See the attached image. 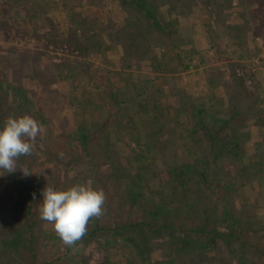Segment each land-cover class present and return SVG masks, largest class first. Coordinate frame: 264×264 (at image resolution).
Listing matches in <instances>:
<instances>
[{
  "label": "trees",
  "instance_id": "16d2710c",
  "mask_svg": "<svg viewBox=\"0 0 264 264\" xmlns=\"http://www.w3.org/2000/svg\"><path fill=\"white\" fill-rule=\"evenodd\" d=\"M4 1L20 19L25 17L22 10L25 3L39 7L31 0ZM45 1L57 9L55 0ZM118 1L134 13H128L120 22H108L103 0H61L67 10L68 25L57 30L54 24L48 32L51 42L70 43L81 55H94L99 63L66 58L57 64L59 76L73 85V91L65 95L78 117L73 130L56 135L54 127L47 129L42 120V116L50 119L45 107L36 108V93H26L22 87L14 88L13 98L18 102L8 107L4 117L0 116V127L9 116L26 113L37 116L51 134L38 136L33 142V152H40L53 162L51 179L58 180L57 173L62 169L81 171L79 168L86 166L82 170L92 176L94 188L106 187L107 181L118 188L125 179L128 181L124 191L128 195H133L137 188V197L152 198L157 213L167 210L162 220H124L120 213V218L112 217L111 227L95 222L88 226L84 239L105 238L100 244L107 251L122 249L129 264H220L227 261L226 249L231 254V249L236 248L247 257L248 253L261 256L264 217L256 211L264 206V138L253 140L252 126L264 127V108L254 104L255 101L243 104L242 98L253 95L236 74L233 107L230 100L220 111L197 102L182 86L166 88L168 76L163 74L180 67L190 69L195 57L204 62L203 51L194 46L191 38L180 35L174 20L167 19L176 9L175 0ZM94 6L97 10H91ZM187 44L190 46L182 47ZM219 77L213 74L207 77L212 97L216 92L210 85ZM220 113L224 118L218 117ZM248 113L254 117L251 125H247L245 118ZM180 140L186 147L181 157L177 150L169 148ZM248 148L252 149L251 154ZM25 157L19 158V166ZM79 160H83L81 166L76 164ZM228 160L233 161V174L227 169L225 180L232 189L226 194L228 197L222 198L223 203L214 202L212 195L224 170L222 164ZM104 164L109 165L107 174L102 171ZM34 177L41 180L36 173L23 177V185L37 189L39 195L43 196L46 186L58 189L51 182L35 184ZM115 196L112 193L106 198ZM134 203L136 198L131 202ZM119 204V200L106 199L105 209L108 206L119 209ZM131 230L139 233L140 238H136L138 234L129 235ZM259 233L262 234L258 239L254 237ZM154 240V244L164 248L162 261L153 260L150 253ZM17 243L21 250L20 235L4 241L0 260H10L7 245ZM25 243L30 264H81L85 260L84 255L72 253L73 247H66L64 256L38 262L35 236L30 235ZM140 244L149 252L146 259L142 258ZM211 248L215 254H208ZM20 250L15 254L23 257ZM108 256L102 264H109ZM247 259L257 264L254 258Z\"/></svg>",
  "mask_w": 264,
  "mask_h": 264
},
{
  "label": "rangeland",
  "instance_id": "374dc122",
  "mask_svg": "<svg viewBox=\"0 0 264 264\" xmlns=\"http://www.w3.org/2000/svg\"><path fill=\"white\" fill-rule=\"evenodd\" d=\"M55 1L57 2L56 10L46 4L45 0H31L39 5L38 8L30 5V2L25 3L22 6L25 17L20 19L14 11H11L6 1L0 0V81L2 82L0 116L4 117L8 107L18 102L13 98L14 88L22 87L26 93H36L37 100L34 98L36 108L45 107L47 116L50 118L42 116L45 127L47 129L54 127L56 129L54 134L61 135L68 130H73L78 117L74 112V107L65 97L73 91V85L59 76L57 64L66 58L82 62L91 61L94 65H99V63L94 55L83 56L70 43L56 44L50 41L48 32L54 24L57 30L68 25L65 19L67 10L62 7L61 0ZM103 3L108 22H120L128 13H134L133 9L127 10L121 6L118 0H103ZM71 4L76 6L77 3L72 2ZM166 6L162 5V8ZM174 8L176 9L171 11V15L168 14V17L166 15L167 19L174 20L175 27L180 30V35L186 39L191 38L194 46L203 51L204 62H200L199 58L195 57L190 69L180 67L175 72L163 74L168 76L165 87L182 86L195 97L197 102L205 103L207 106L214 107L215 111H220L223 110V106L229 105L230 100V107H233V98H235L233 90L236 83L233 75L236 74L243 79L247 92L253 95L252 98L248 96L242 98L243 104L255 101L254 104L264 108V0H175ZM91 10H97V6ZM50 21L51 24H49ZM189 46L187 44L182 47ZM195 64L198 66L195 67ZM211 74L220 76L216 83L210 85L214 86L213 91L216 92L214 97L211 96L212 90L207 83V77ZM158 79L161 80V78ZM217 96L222 101H219ZM218 117L224 118L221 113ZM33 118L41 123L37 116ZM245 118L247 125L253 124L252 114H246ZM46 134L49 136L51 133L45 131L40 136ZM252 134L253 140L264 138V127L252 126ZM120 145L122 146V143ZM169 148L177 150L180 157L186 149L181 140L178 145ZM124 150L129 152L127 149ZM248 151L249 154L252 153L251 148H248ZM80 162L83 160L76 161V164L81 166ZM222 165L224 170L215 187V194L212 195L214 202L218 200L220 203L224 202L222 198L228 197L226 194L232 189V185H228V181L225 180V171L231 169L233 174V161H225ZM18 167L13 173L0 175V255H2L4 241L20 235L23 243L20 244L21 250L18 243L7 245L12 257L8 261L1 259L0 264H30V253L26 250L25 243L30 235L35 236L38 262L55 260L57 256H64L67 246L56 236L52 225L40 219L39 208L43 196L39 195L37 189H28L23 185L22 179L28 176L33 177L37 173L41 180H35L34 177L35 184L42 186L43 183L51 182L58 189H67L75 184L92 181V176L87 171H83L88 167H80L81 171L75 169L63 171L62 169L57 173L58 180L51 179L50 175L54 171L53 162L47 160L40 152H32L31 155L26 156ZM108 167L107 164L103 165L104 174L109 172ZM20 168H26L32 174L25 176ZM127 181L124 179L123 185L118 188H114L111 181H107L108 187L97 185L106 196L114 193L115 198H107V200H119L120 208L108 206L104 215L99 219L91 220L88 226L91 227L95 222L111 227L114 220L112 217L120 218L121 214L124 220L144 218L156 221L163 219L167 210L162 209L160 213L159 211L157 213L152 207V198H145L143 195L137 197L139 192L137 188L134 189L133 195H128L124 191ZM202 188L204 190V185ZM205 193H209L207 188ZM132 198H136V204H131ZM256 213L264 217V206H260ZM32 223L35 224L32 225ZM223 223L224 221L220 222V226ZM131 234H138L136 238H140L139 233L133 230L129 232V235ZM261 234L254 237L257 238ZM125 235L128 236L127 233ZM100 242H105V238L88 240L83 238L72 248V253L78 252L85 256L81 264H102L107 255H109V264H129L122 249L111 248L107 251ZM136 242L139 243V241ZM152 242L154 244L155 240ZM139 248L143 255L139 256L146 259L145 256L149 252L143 249L141 244ZM19 250L23 257L15 254ZM150 253H152L153 260L165 259L164 248L158 243L153 245ZM208 254H215V252L212 249ZM225 254L227 261H221L220 264L225 262L252 264V261L247 259L248 257L257 260V264H264V253L261 256H258V253L252 255L248 253L247 257L244 256L243 251L236 248L235 251L231 249V254L226 249ZM230 258L231 261H229Z\"/></svg>",
  "mask_w": 264,
  "mask_h": 264
},
{
  "label": "clouds",
  "instance_id": "9594fccd",
  "mask_svg": "<svg viewBox=\"0 0 264 264\" xmlns=\"http://www.w3.org/2000/svg\"><path fill=\"white\" fill-rule=\"evenodd\" d=\"M45 128L33 117L9 116L0 127V175L17 170L21 156L33 152V142ZM25 176L32 173L20 168ZM39 208L40 219L52 225L53 231L67 247H75L87 234L89 222L106 211V195L92 186V181L75 184L67 189L46 186Z\"/></svg>",
  "mask_w": 264,
  "mask_h": 264
}]
</instances>
